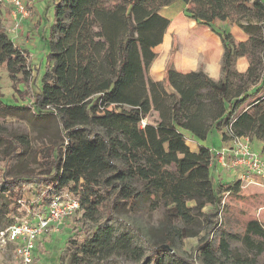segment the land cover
<instances>
[{"label":"trees","instance_id":"1","mask_svg":"<svg viewBox=\"0 0 264 264\" xmlns=\"http://www.w3.org/2000/svg\"><path fill=\"white\" fill-rule=\"evenodd\" d=\"M50 67L31 63L30 53L0 26V65L12 82L20 80L29 95L28 105L6 104L0 112L56 121L62 143L40 153L45 170L10 176L28 149L23 136L12 137L14 152L0 160V195L11 204L24 189H47L30 206L40 212L45 202L67 192L82 211L76 231L84 241L76 254L106 260L124 255L138 264L187 262L172 253L174 244L195 236V215L220 203L217 181L205 148L191 152L183 132L203 138L214 131L224 141L247 138L264 142V3L261 0H50ZM174 6L176 12L215 34L222 45L223 77L215 81L202 70L165 71V82H154L148 70L156 58L170 20L159 13ZM237 26L248 35L235 42L219 23ZM245 57V73L235 61ZM42 66L44 71L41 73ZM255 99L251 100L252 98ZM27 99V100H28ZM249 100L247 108L242 106ZM156 114L152 123L143 120ZM240 181L228 187L238 190ZM148 203L166 209L165 219L152 232L146 250L132 246L135 229L117 236L116 213ZM193 203V206H189ZM11 215L15 209H11ZM12 219V218H11ZM78 233L77 235H79ZM241 242L250 261L263 257L264 227L256 220L246 224ZM166 244L168 248L161 247ZM204 264H217L210 246L201 244ZM221 256L237 264L249 261L219 243Z\"/></svg>","mask_w":264,"mask_h":264},{"label":"rangeland","instance_id":"2","mask_svg":"<svg viewBox=\"0 0 264 264\" xmlns=\"http://www.w3.org/2000/svg\"><path fill=\"white\" fill-rule=\"evenodd\" d=\"M22 1L27 16H22L10 6H4L7 7V10L14 11L16 15L22 18L17 27L14 23H9L8 19L3 20L2 23L0 22V25L5 27L4 29L13 37L15 42L30 53L31 63L42 62V65L50 67L52 62L46 57L49 53V27L53 20V8L49 4L50 0ZM176 8L174 6L164 7L160 9L159 13L171 20L177 15L175 13ZM179 16V22L170 33V47L167 51H163V54L168 58L166 68L172 67V60L178 53L195 61L194 64L199 70L206 67V59L213 62V64L217 62L216 64L220 65L219 59L222 54V46L219 38L204 26L197 24L196 26L188 27L181 21L182 15ZM218 27L233 30L236 26L225 22L219 23ZM231 34L235 40L236 37L233 32ZM166 43L164 40L163 47L166 46ZM44 66H42L40 75L44 71ZM20 82V80L12 82L6 69L0 65V100L6 104L28 105L29 95L25 93L21 96L19 93L25 91L24 85ZM164 86L165 88L167 87L166 83H164ZM255 98L256 96L251 100ZM251 100L244 104L241 110L247 108ZM22 114L20 112L19 116H7L0 112V160L8 159L15 151V145L11 141L12 137L23 136L28 142V149L25 151L24 156L10 169L11 177L45 170L40 163V153L53 144L62 143L56 121L53 119H34L26 114L21 116ZM155 118L156 114L151 112V115L145 118L142 124L152 123ZM215 143L217 144L212 134L208 137V147L215 146ZM251 147L254 149L253 146ZM254 150L256 151L257 149ZM256 152L261 157L259 152ZM211 163L212 161H210ZM224 170L221 173L216 172L215 169L212 171L213 175L216 174V177H218L217 183L219 182L217 190L220 196V203L217 212L215 214L213 212L209 213L210 208L208 206L198 212L195 215L196 222L192 230L199 232L195 236L177 241L172 247V253L187 262L204 264V258L199 246L207 243L214 256L218 258L217 264H237V261L233 258L226 259L221 256L219 243L223 239L228 242L231 250H234L243 258H249V261H243L242 264H263V257L256 258L255 263L250 261L253 255L246 252L241 242V237L244 234L246 224L252 220L258 221L264 227V183L260 181L257 184L242 179L236 180L238 178L237 172L234 176L235 178L229 176V179L225 173L228 169L225 168ZM231 179H234L233 182ZM237 181H240L238 190L236 192L234 190L228 192L227 188L234 186ZM46 190L43 188L38 189L37 187L35 190L33 187H27L24 189L20 200L15 201L14 204L10 203L7 196L0 195V264H23L15 253V245L9 242L2 233L15 222L32 221L35 210L33 211L30 206L34 200L41 199ZM48 202H45L46 206ZM193 205V203H189V206ZM12 208L15 209L13 215L10 213ZM165 213V208L151 209L148 203H141L134 208L127 206L122 210L120 209L115 215V234L121 236L129 233L130 228L135 229L140 234V237L134 233L130 235L132 246L145 251L147 242L152 243L151 241L153 240L149 232L160 226L165 219ZM81 215L82 211H78L49 227L46 234L38 240L32 252L33 257L30 264L139 263L124 255H113L106 260L83 256L82 260L77 261L76 258H80V255H74L76 248L84 241L82 232L80 233L78 230L80 234L77 235L76 231L77 220ZM163 261L167 264L173 262L168 256H164ZM172 264L182 263L175 261Z\"/></svg>","mask_w":264,"mask_h":264},{"label":"built area","instance_id":"3","mask_svg":"<svg viewBox=\"0 0 264 264\" xmlns=\"http://www.w3.org/2000/svg\"><path fill=\"white\" fill-rule=\"evenodd\" d=\"M11 6L17 13L27 16L22 0H0V6ZM230 158H225L221 151L222 164L228 168L238 169L240 179L251 183H264V160L252 149L247 138L236 140L229 150ZM258 180V181H257ZM79 204L67 192L52 197L44 211L34 212L32 221L15 222L10 225L3 236L15 245V253L23 264H30L32 252L40 238L49 227L62 221L65 217L77 213Z\"/></svg>","mask_w":264,"mask_h":264},{"label":"crops","instance_id":"4","mask_svg":"<svg viewBox=\"0 0 264 264\" xmlns=\"http://www.w3.org/2000/svg\"><path fill=\"white\" fill-rule=\"evenodd\" d=\"M264 3V0H261ZM9 7V6H8ZM11 7V6H10ZM5 8V9H4ZM12 8V7H11ZM177 15L173 18V19H168L170 20L169 26L163 36V40L162 43L159 44L158 46H156L153 51L157 54L156 58L153 60V62L151 63L149 70H148V76L149 78L154 81V82H165V70H166V65H167V61L168 58L165 54H163V51H167L170 47L171 44V37H170V33L171 31L175 28L176 24L179 22V15H182V22L187 25L188 27H192V26H196L197 24L185 17L183 15L182 12H175ZM164 16V15H163ZM166 17V16H165ZM5 19H8V22L11 24H15L16 27L18 25V23L21 21V17L16 15L14 13V11H9L7 10V7H2L0 6V22L2 23L3 20L5 21ZM182 23V24H183ZM171 25V26H170ZM1 26V25H0ZM202 26V25H199ZM3 27V26H1ZM5 28V27H3ZM206 28V27H205ZM227 31L229 33H232L235 35L237 42H244L247 41L248 39V35L245 34L241 29L237 28V26L232 30L230 28L227 29ZM232 35V34H231ZM11 38L13 39V37L11 36ZM164 40L167 42L166 46L163 47L164 45ZM17 45L21 46L20 44H18L17 42H15ZM222 46V45H221ZM222 53H223V48H222ZM221 58H222V54L220 56V65L216 64L217 62H215V64H213V62L209 61L208 59L205 60V62L207 63L206 67L204 69H202V71L211 79L218 81L223 77V69L221 66ZM172 68L179 72V73H189L192 71H198L199 69L197 68V66H195L193 60L188 59L186 57L181 56V54H177V56H175V58L172 60ZM213 61H217V60H213ZM248 67V61L245 57L239 58L235 61V65L234 68L237 72L239 73H245ZM166 90L170 93L172 92V88L167 85L166 83ZM184 137H185V143L186 145L189 147L191 152H198L199 148H205L207 149L210 153H211V157H212V163H211V168L212 171L213 169H215L216 172L221 173L223 171H225L224 169L227 168V172L226 175L227 177L230 179L229 176L235 178V174L237 172V177L236 180H240V172L237 170H233L230 169L226 166H224L222 164V160L223 158H221V151L225 150V158H230L231 157V152L229 151L233 145L234 142L238 139V140H244L245 138L241 137V138H237L234 140H226L224 141L221 137V134L214 131L212 134L215 137V142H217V144L213 147H208V137L210 135H208V137H203V138H197V137H190L188 132H183ZM251 146L254 147V149H257L256 151L259 152V154L261 155V158L264 160V142H260L257 140H252L249 141ZM214 172V173H216ZM225 175V176H226ZM214 178L216 179V181H218V177H216V174H214ZM232 180V179H231ZM234 180V179H233ZM232 180V182H233ZM222 182V181H221ZM219 183V182H218Z\"/></svg>","mask_w":264,"mask_h":264},{"label":"water","instance_id":"5","mask_svg":"<svg viewBox=\"0 0 264 264\" xmlns=\"http://www.w3.org/2000/svg\"><path fill=\"white\" fill-rule=\"evenodd\" d=\"M161 248H162V249H166V248H168V246L163 245Z\"/></svg>","mask_w":264,"mask_h":264}]
</instances>
